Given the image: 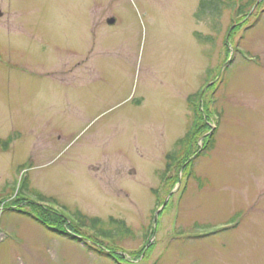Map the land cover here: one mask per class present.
I'll return each instance as SVG.
<instances>
[{
    "label": "rangeland",
    "instance_id": "obj_1",
    "mask_svg": "<svg viewBox=\"0 0 264 264\" xmlns=\"http://www.w3.org/2000/svg\"><path fill=\"white\" fill-rule=\"evenodd\" d=\"M199 1L0 0V264H264V0Z\"/></svg>",
    "mask_w": 264,
    "mask_h": 264
},
{
    "label": "trees",
    "instance_id": "obj_2",
    "mask_svg": "<svg viewBox=\"0 0 264 264\" xmlns=\"http://www.w3.org/2000/svg\"><path fill=\"white\" fill-rule=\"evenodd\" d=\"M241 0H200L198 3L197 10L194 14V18L196 22H205L206 25L211 29L213 34L205 35L200 31H196L194 36L196 40L202 44H215L217 36L222 32L223 27V17L225 11L233 10L236 7L239 9L237 10L239 14H243L245 12L246 4L243 5ZM253 1V0H251ZM238 2V3H237ZM254 4V3H251ZM246 13V12H245ZM189 103L192 107L194 105V98L189 96L188 98ZM193 109V108H192ZM192 133V127L189 128L186 135L178 139L177 142L174 144L172 150L168 152L166 155L167 159V168H170L176 158H178L177 149L186 143L187 140H190ZM209 141H206V148L212 149L214 147V136H210ZM12 141V137L7 138H0V148L4 150H8ZM23 186L27 189V185L29 184L28 178L23 179ZM76 215H80V218ZM74 215L75 219H71L75 221L80 227H90L92 230L96 231L99 235L105 237H111L118 232H122L124 230H128L125 226V222L123 220H118L116 218H109V220H103L99 217H83V215L77 213ZM39 217V216H38ZM39 219L47 223L45 220L39 217ZM51 226V225H49ZM62 231V230H61Z\"/></svg>",
    "mask_w": 264,
    "mask_h": 264
},
{
    "label": "water",
    "instance_id": "obj_3",
    "mask_svg": "<svg viewBox=\"0 0 264 264\" xmlns=\"http://www.w3.org/2000/svg\"><path fill=\"white\" fill-rule=\"evenodd\" d=\"M115 22V19H110L109 20V23H114ZM157 215H158V213H157Z\"/></svg>",
    "mask_w": 264,
    "mask_h": 264
}]
</instances>
